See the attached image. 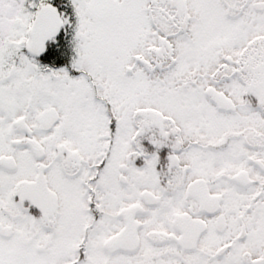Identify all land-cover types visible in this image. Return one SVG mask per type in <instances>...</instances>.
<instances>
[{
    "label": "snow or ice",
    "instance_id": "6c2138e0",
    "mask_svg": "<svg viewBox=\"0 0 264 264\" xmlns=\"http://www.w3.org/2000/svg\"><path fill=\"white\" fill-rule=\"evenodd\" d=\"M0 264H264V0H0Z\"/></svg>",
    "mask_w": 264,
    "mask_h": 264
}]
</instances>
